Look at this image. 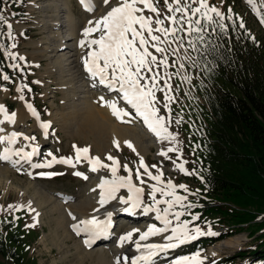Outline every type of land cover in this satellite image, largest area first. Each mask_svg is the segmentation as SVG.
<instances>
[{
    "label": "rangeland",
    "instance_id": "374dc122",
    "mask_svg": "<svg viewBox=\"0 0 264 264\" xmlns=\"http://www.w3.org/2000/svg\"><path fill=\"white\" fill-rule=\"evenodd\" d=\"M21 1L23 2L21 6H24L23 11L17 14L16 12H13L12 14L10 13V15L8 16V22L11 23L12 28H7L9 32H12L14 34V42L17 45L16 48L11 49L9 47L8 50L17 54L18 57L23 56L25 59L20 60L19 58H17L16 60H13V64H19L20 69L12 67V69L16 70L17 72L15 74L16 84H13L12 88L8 89L3 87L8 81L0 79V100L2 101V105H4L7 109L9 115H11L12 113H15L16 115L18 113V110H24L22 100H25L29 102L32 106H35L37 108L41 115V120L43 122H50L49 130L46 133L32 132L30 134V137H35L32 142L39 144L42 148V154L37 158V162L45 163V160L49 158L48 153L51 152L59 158H74L75 152L73 149V145H76L80 148L89 147V155L92 157L99 156L101 160L104 159L103 162L106 164L112 163L111 161H108L106 159V157L110 153L114 157L117 156L116 158H119L121 162V168L118 175L126 176L128 174L123 168V165L127 164L130 168L133 169V182L138 184V181L135 177V169L139 167L140 158L143 157L145 164L149 166V170L152 171L153 174H158L157 168H159V170L163 172V180L165 182L171 180L176 185L188 184L191 187L188 188L187 192L180 188L176 189L177 195L187 196V200L183 202V207L181 205H176L171 210L168 216V219L171 221L169 230L167 232H164V234H160H166L167 237L172 236V228L180 227L184 223L187 224V228L189 230L190 235L195 234L193 230L197 227H199L204 233L217 234L219 227L210 229L208 228V226H203L200 224H197L196 226H189L188 222L185 220L184 211L188 210L189 212H192V210L194 209V206L192 204L196 202V194H194L193 190L196 187V184L192 183V181L190 180L186 181V174L179 171L175 167V164L184 163L182 158L178 157V155L183 152L181 145L185 141H188L189 138L192 139L190 133L192 129L199 128L198 119L192 110H196L199 114V117L200 115H202L196 109L197 103L194 100L195 93L192 89V85L195 82L196 78L191 76L190 70L192 67L195 66V51L192 47L187 44V32L182 31L178 33L180 39L173 43L161 44V47H165L167 49L164 54L156 53L155 50L149 45V51L153 52V54L156 55L158 59H163V56H167L169 64L167 68L161 65L159 69H154L160 74L157 77V79L159 80L158 87L164 88V91L156 92V98L158 101L156 107L160 109V115L165 116L166 120L170 121L166 125L169 132H172L177 136V143L175 144L167 140L162 141V151L167 150L169 147H177L179 151L169 152L167 157L161 155L156 156L157 147H154L153 144L152 152L148 153L147 156H144L143 154H141V152H138L136 150L135 152H133V150L127 146V143L123 145L122 143H120V141H118L120 146L119 148H117L113 139L110 142V144H112L113 151L101 155L94 149V146L91 141H85L84 139H70L64 131L62 132L61 126L58 122H56V124L51 122V115L54 112L59 111L61 113H64L65 109L67 108H65L64 106L66 87H63V85H61L63 84V81L61 80V71L57 69L52 73L50 70L52 68L51 63L53 62V60H48V52L43 51L44 46L46 45H41L40 47H38V55H33L32 44H35V42L39 43L40 40H46L48 32L44 29V27L40 25L45 22L44 17H47V15L51 17L54 16V14L52 13V9H49L47 12H44L43 9L39 8L49 5V1ZM118 2L119 0H110V3L105 6L107 9H105V12L111 10L112 7L117 6ZM153 2L154 5L161 12L160 18L164 19L168 15H176V17L179 19V17L181 16V13H169L165 4V0H153ZM167 2L171 3L173 7H176L174 0H167ZM207 3L210 6L217 7L222 13H224L226 9L229 10L231 7H235L236 11L239 13L241 18L246 21V24H248V26H250L256 34L262 35L264 25L260 23L256 11H254L253 8L247 3V0H207ZM255 4L256 10L259 11L260 15H264V0H255ZM71 5L73 6V12L77 15V19H80L82 22L83 20L90 18V16H92L94 12L97 11L99 14V12L101 11V9H97L98 6L96 5V8L93 12H85L80 8L77 3V0H71ZM181 6H189L191 8L199 7V0H181ZM138 7L142 6L138 5ZM143 15L150 16L153 19L156 18L155 14L148 10H145ZM188 15H191V13L189 12ZM185 19H187V17H185ZM90 20H93V18H90ZM90 20H88V22ZM85 26L86 24L85 22H83L81 27L82 29L79 30V35L82 39V31ZM164 26L171 27L170 21L165 20ZM153 27L155 28L157 26L154 24ZM184 28H187V24L184 25ZM154 34L161 35L160 33ZM99 35V32L93 33V36L91 38H97ZM145 35L147 36L146 33ZM164 39L170 40L171 37L162 36V40ZM52 43L54 42H51L50 40L49 45L47 47H51ZM173 49H176L175 53H173ZM87 50V48L84 49V54H86ZM35 57H37V60L35 59ZM181 65H183L182 68ZM165 73H167L170 78L166 77ZM197 74L198 73L196 71L195 76ZM185 76L190 77V80L184 79ZM165 79H167L168 83L172 86L171 92H168V89L165 87ZM36 81H39L40 83H36ZM24 84H27L28 88L24 89L23 92H19L18 89ZM28 89L31 90L29 91ZM166 92L168 93V95L173 96L174 100H172L171 102L165 100ZM21 96H23V99H20ZM66 104L69 105V103ZM199 104L204 105L203 101L201 100L199 101ZM165 105H167V107H165ZM118 108H125L126 110L128 109V111L130 112H134V110H132L127 105H123L122 103H119ZM131 118H133L131 122L134 119H139V117L135 114L132 115ZM28 126L31 129H34V127H32L30 124ZM125 126L131 127V125ZM25 130H28V127H26ZM202 130L203 129H201V131ZM137 153L139 155H137ZM75 164L76 172H80L82 173V175H74L75 172L72 170L73 167L70 168L66 166H61L64 165L63 163L57 164L56 166L51 168H36L35 170H31L32 172L30 174L26 173V171L23 169L12 170L10 168V170L5 176H2L0 174V218L17 219V224L12 230H9V233H12L14 231L23 236L24 246L22 247V249H19L20 254L24 257L21 264L75 263V261L72 260V257H70L68 260L65 259L64 253L67 251L66 248L61 251L58 247L52 245V242L50 241L49 237H46V240L45 238H42L45 235L44 233H50L53 218L50 214L49 204L43 207H39V204L44 202L42 194H47L49 196H53L55 194L54 197H56L60 193L59 195L63 194V196H69L70 198L74 197L75 199V197L79 196V194L82 193L83 190L88 187V185H90L92 188L95 187L96 183H98V179L92 176L91 165L83 159L80 162H75ZM152 165H156L157 168H152ZM184 166L187 169V164H184ZM100 170L104 172V175L108 174V176H110L109 169L102 168ZM1 171L2 170H0V173ZM50 172L62 174L54 175L51 177L47 175H41V173ZM141 172H143V169H141ZM85 177L87 178L85 179ZM145 179L148 178L145 177ZM148 183L153 184L156 182L149 180ZM165 186L166 185L163 184L158 185V187ZM149 191L150 188L145 186L144 200L146 204L153 203L150 195L148 194ZM127 194L128 193L126 191L125 193L123 192V195H125V197H127ZM156 195L157 199L159 200L172 199V197H165L160 193H157ZM189 204H191L192 207H187V205ZM9 205H22L24 207L18 209H9ZM159 207L161 209H164L167 207V205L161 204L159 205ZM30 209H34L35 211H31ZM176 212H182L183 215L180 216L179 219H177L175 216ZM55 215V217L57 218V214ZM142 219L143 218H140L138 222L140 223ZM151 222L150 223L152 225H155L157 228L164 227L163 221ZM32 224H35V227H26L27 225ZM117 234L118 236H122L124 234V229L121 228ZM160 234H156L155 236H159ZM261 234V232L257 233L256 236L261 237ZM75 235L77 236V234ZM211 236V234H206L198 236L195 240H190L186 243H179V246L175 247V249L167 250V252L165 253V257L163 258L165 259L163 260V262H156V260L158 259V257H156L155 259H153L152 264H175V261L177 259L181 257H196L197 253L199 254L197 258L201 260L203 264H222L221 260H224L226 257L229 258L230 256L236 257H234L235 262L230 263L229 261L226 264H248V261L252 258L249 255L248 251L251 250L256 243H259V241L263 239V237H258L259 239L255 238L256 236L251 238L248 235L247 231L237 232L228 239L214 243L204 252L199 251L189 254L190 252H192L191 250H193L197 242ZM138 237H140V233H134L130 244H126V241L124 242L125 246L123 247V249L126 250L125 248L131 247ZM240 237H244L245 241H242L243 239H240ZM115 239L116 237H113L112 240ZM167 240L172 241L169 239ZM74 242L75 239L72 238L67 243V247L69 249H73V252ZM212 250L213 252H211ZM239 252H245V257H237V254ZM88 263L89 261L86 262V264ZM0 264L15 263L0 256Z\"/></svg>",
    "mask_w": 264,
    "mask_h": 264
},
{
    "label": "trees",
    "instance_id": "16d2710c",
    "mask_svg": "<svg viewBox=\"0 0 264 264\" xmlns=\"http://www.w3.org/2000/svg\"><path fill=\"white\" fill-rule=\"evenodd\" d=\"M230 9L231 13L224 12L223 21L212 14L226 26V34L216 24L201 20L211 47L197 41L195 32L186 35L187 44L189 40L196 43L195 66L190 72L196 78L192 89L196 109L202 115L192 110L199 128L192 129V139L181 145L183 152L178 155L192 173L185 175L186 181L196 184L194 209L185 210L184 215L189 226L219 227L216 235L197 242L190 253L204 252L237 232L247 231L251 238L261 232L263 239L248 251L252 257L248 264H264V30L262 35L256 34L235 7ZM0 10L8 20L10 13L22 12L23 6L20 0H0ZM241 20L244 28L239 26ZM7 33L6 24H0V44L4 45L0 49V76L9 75L11 79L4 86L12 88L15 73L8 67L4 50L10 47ZM16 224L17 219L0 218V256L21 264L23 236L9 233ZM234 257L221 263H233ZM237 257H245V252Z\"/></svg>",
    "mask_w": 264,
    "mask_h": 264
},
{
    "label": "snow or ice",
    "instance_id": "6c2138e0",
    "mask_svg": "<svg viewBox=\"0 0 264 264\" xmlns=\"http://www.w3.org/2000/svg\"><path fill=\"white\" fill-rule=\"evenodd\" d=\"M176 7H173L171 3H168L165 0L166 7L169 13H181L179 19L176 15H168L164 19L161 17L160 10L154 5L153 0H119L117 6L111 8L106 15L101 17L96 21H89L88 27H85L82 31V37L79 41V46L82 49L87 48L86 54L82 57V63L84 69L92 77H99V82L104 84L109 89H115L119 85V92L123 93V99L132 106L139 114L143 117L148 128L161 140H167L173 144L177 143V136L172 132H169L167 128V123L170 121L166 120V117L160 115V109L156 107L158 103L156 98L157 91H164V88L158 87L159 80L157 77L160 75L158 71L154 69H159L161 65L165 68L169 66L168 57L163 56V59H158L153 52L149 51V45L155 50L156 53L164 54L167 49L161 47L163 43H173L180 39L178 33L186 31L189 36L195 32L197 34V41L205 46V48L211 47L210 41L205 40V31L206 25L201 23V20L210 22L211 24H216L222 33L227 32L226 26L219 22L225 19V14L222 13L217 7L210 6L207 3V0H199V7L191 8L189 6H181V0H174ZM81 3L85 6L86 10L94 11V6L92 0H81ZM105 5L110 3V0H103ZM247 3L256 11V14L259 18V21L264 25V15H260L259 11L256 10L255 0H247ZM138 5L142 7H138ZM148 10L155 14V19L150 16L143 15L144 11ZM191 15H188V13ZM231 13V9H229ZM199 14V19H194L196 15ZM216 18H219V21L213 18V15ZM187 17V19H185ZM231 19L229 15L227 17ZM165 20L170 21L171 27H165ZM0 24H6L9 29L12 28L11 23L8 22L7 18L3 14V11L0 10ZM157 27H153V25ZM187 24V28H184V25ZM239 26L244 28L245 25L243 21H240ZM99 32L100 35L97 38H91L93 33ZM147 34V36L145 35ZM154 33H160L161 35H156ZM7 35L13 40L10 48H16V43L14 34L8 32ZM163 37H171L170 40L164 39ZM188 44L194 49H196V43L192 40L188 41ZM95 46V47H93ZM4 45L0 44V49H3ZM176 49H173L175 53ZM5 55L12 60L19 58L24 60L23 56H19L12 51L8 50L5 52ZM13 68L20 69L19 64L11 65ZM183 65H181V68ZM22 71V69H21ZM150 74V75H149ZM165 76L170 78L167 73ZM163 78V77H162ZM0 79L4 81L10 80V76L3 74L0 76ZM184 79H189L190 77L185 76ZM147 81V82H142ZM36 83H40L36 81ZM165 87L168 89V92H171L172 86L168 83V80L165 79ZM28 88L27 84L22 85L18 91L23 92L24 89ZM6 90V89H5ZM29 91L31 89H28ZM23 99V96L20 97ZM103 100V97H101ZM165 100L171 102L174 100V97L165 93ZM107 106L111 107L113 114L121 116L122 114L127 115L128 113H123L122 109L117 107L115 101L108 102ZM167 107V105H165ZM27 108L31 111L32 115L39 118V113L35 111L31 104H27ZM170 110V109H169ZM0 113H3L4 118L10 122H15V113L9 115L7 109L4 105H0ZM41 127L47 130L50 127L49 123H41ZM3 131V129H0ZM21 135L19 133L13 132L10 136H0V144L7 142L8 144H14L17 140V137ZM24 139H32L35 137H24ZM117 148H119V142L114 141ZM127 146L135 152L134 146L131 142H126ZM75 152V157H62L57 160L53 157L52 160L47 161L46 163H37L33 164L34 168H51L55 163H63L75 167V162H80L82 159L86 160L90 165L92 171H97L102 168L109 169L112 174V179H106L98 187L101 189V195L99 203L101 206L112 200H118L119 203L124 205H129L123 209L125 212L135 214L136 209H143L145 213L155 212L157 214V219L162 220L164 227L157 228L155 225H150L146 232L140 233V240H146L151 235H156L160 233L167 232L171 221L168 219V216L171 210L176 205H181L187 200V196L177 195L176 189H183L185 192L188 191L187 185L180 184L176 185L171 180H163V172L157 168L156 165H152V168H157L158 174H153L149 170V166L145 164L143 157L140 158L139 167L135 169V177L138 181L137 183L133 182V169L130 168L127 164L123 165V168L128 173L126 176L117 175L121 168L120 161L109 154L106 159L111 161V164L104 163L99 156L92 157L89 155L90 148L84 147L80 148L76 145H73ZM177 147H169L165 151H161V156H168L169 152H178ZM38 148L33 147L31 152H25L23 149L12 151L10 148H5L2 153H0V160L10 161L13 155L20 157L22 160L31 161L32 157L36 155ZM51 156V153H48ZM137 155H139L137 153ZM182 155V153H181ZM15 165L19 161H12ZM184 163L175 164V167L183 172L186 175H192L189 172ZM143 169V172H141ZM62 173H41V175H47L49 177L54 175H61ZM74 175L80 176L82 173L75 172ZM147 177L148 179H145ZM87 177H85L86 179ZM155 181L156 183L149 184L148 181ZM166 185L165 187H158V185ZM145 186L150 188L149 195L153 201L152 204H146L144 200ZM121 188H126L130 196H117V193ZM95 191V189H93ZM157 193L165 197H172V199L159 200L157 199ZM166 204L167 207L161 209L159 205ZM9 209L21 208L22 205H9ZM187 207H192L191 204ZM35 211L34 209H30ZM38 215V214H37ZM71 215V213H69ZM107 219L100 220L97 217H92L88 220H83L80 224L72 225L73 230L79 235L82 231L89 233H99L107 230L111 223L112 212H108ZM182 212H176L175 216L179 219L182 216ZM198 219V217H196ZM72 219L75 220L76 217L72 216ZM26 227H35V224L27 225ZM194 235L189 234L187 224L184 223L182 226L177 228H172V236L167 237L169 240H176L178 243H186L190 240L197 239L198 236L211 234L216 235V233H204L199 227L195 228ZM140 232L139 229H133L125 235L120 237L121 244L125 241H131L133 234ZM88 244V241H85ZM177 244H150L146 245L149 251L146 255H141L135 260L132 264H139L140 260H150L156 252L165 251L168 248H174ZM136 248L139 251L141 245L136 242ZM198 253L196 257H181L175 261V264H203L199 260ZM125 260L127 258L125 257ZM117 264H120L119 258Z\"/></svg>",
    "mask_w": 264,
    "mask_h": 264
},
{
    "label": "bare ground",
    "instance_id": "6f19581e",
    "mask_svg": "<svg viewBox=\"0 0 264 264\" xmlns=\"http://www.w3.org/2000/svg\"><path fill=\"white\" fill-rule=\"evenodd\" d=\"M45 1H49L50 4L39 8L43 9L44 12L52 9L54 16L50 17L47 15V17H44L45 22L43 21L44 23L40 26L47 30L48 36L46 40H40L39 43L35 42V44H32L33 55H38V47L46 45L43 51L48 52V60H53L51 63V72L53 73L59 69L62 73L61 80L63 84L61 85L66 87L64 106L65 108L67 107L64 113L59 111L54 112L51 115V122L55 124L58 122L62 132L64 131L70 139L91 141L94 149L101 155L113 151L110 142L114 139V141H120L123 145L126 142H131L135 150L141 152L144 156L152 152L154 144V147H157L156 156H159L162 151V141L148 128L143 117L139 116L136 110L123 99V93L118 90L119 85L116 86L115 90H111L108 87H100L95 78L84 71L82 57L85 55V52L84 49L79 46V41L82 39L79 35V30L82 29L83 22L86 24L85 27H88V20H90V18H93L91 21H95L107 14L108 11L105 12L106 5L103 3V0H100V2L99 0H94L98 6L97 9H101V11L99 14L97 11L94 12L90 18L83 20V22L77 19V15L73 12L71 0ZM50 40L54 43L51 44V47H47ZM35 59L37 60V57H35ZM101 97H103V100H101ZM111 101H115L117 107L119 103L127 105L134 110V112H130L128 109L126 110L123 108V113H128L127 115H114L111 107L107 106L108 102ZM66 103H69V105ZM22 104L24 110L22 109L18 110V113L16 112L14 123L6 120L3 113H0V129H3V131H0V136H10L13 132L21 134L17 137L14 144H8L7 142L0 144V153H2L5 148H10L13 152L19 149H23L25 152H31L32 148L36 145L32 142V139L26 140L24 137L31 138L30 134L32 132L45 133L49 130V128L45 130L41 127V123L44 122H42L41 115L35 106L32 107L39 113V118L32 115L31 111L27 108V104H30L29 102L22 100ZM0 105H2L1 100ZM134 114L138 116L139 119H134L131 122L133 119L131 116ZM28 123L34 127V129H31ZM47 123L50 124V122ZM125 125H131L133 128L126 127ZM26 127H28V130H25ZM51 154L52 155L45 160V163L52 160L53 157L59 160L53 153ZM117 159L119 160V158ZM12 161H19V163L14 165ZM102 161H104V159H102ZM33 164H37L36 155L32 157L30 162L13 155L10 161L0 160V170H2L0 174L5 176L10 169H23L26 173L30 174L32 172L31 170L36 169L32 167ZM57 164L61 163H55L52 167ZM61 166L72 168V166L67 164ZM72 170L76 172V166L73 167ZM118 174L119 172L117 175ZM92 176L98 179V183H96L93 188L88 185V187L84 189L79 196L75 197V199L74 197L70 198L69 196H63V194L59 195L60 193L56 197H54L55 194L49 196L41 193L44 202L42 201L43 203H40L39 207L49 204L50 214L53 218L50 233H44L45 235L42 238L46 240V237H49L52 245L58 247L61 251L66 248L67 251L64 253L65 259L68 260L72 257V260L75 261L74 264H86L87 261H89L88 264H117L119 258L120 264H132L135 258L149 251V249L144 247L146 245L177 244V246H179L176 240L173 239L172 241H168L166 234H160L159 236L151 235L146 240H140V237H138L131 247L125 248L126 250H124L123 247L125 243L121 244V235L118 236V231L123 228V235L133 229H139V233L146 232L149 226L152 225L151 221L156 219L157 214L155 212L145 213L142 208L136 209L135 214L125 212L123 209L129 207V205L121 204L118 200L109 201L101 206L99 203L101 189L98 185L102 183L103 178H112V174L110 172V176H108V174L104 175V172L99 169L97 171H92ZM93 189H95V191ZM125 191L128 193L126 195L127 197L131 195L125 188L119 190L117 196L125 197V195H123ZM108 212L113 213L111 223L108 227L111 230V236L107 242L102 241L99 245L92 246L88 249L85 243L87 238L82 236L77 237L75 235L76 231L73 230L72 225L80 224L81 221L91 219L92 217L105 220L107 219L106 214ZM69 213H71V215H69ZM55 214H57V218ZM72 216H75L76 219L73 220ZM140 218L143 219L139 223L138 221ZM113 237H116V239L112 240ZM72 238L75 239L73 244L74 252L73 249L67 247L68 241ZM240 239L245 241L244 237H240ZM104 242L106 244H104ZM136 242L141 245L139 251L136 248ZM127 243L130 244V241H126V244ZM171 249H175V247ZM211 252H213V250ZM125 257L127 260H125ZM156 257H158L156 262H163V260H165L163 259L165 257L164 251L156 252L153 258L155 259ZM139 264H144V261H141Z\"/></svg>",
    "mask_w": 264,
    "mask_h": 264
}]
</instances>
